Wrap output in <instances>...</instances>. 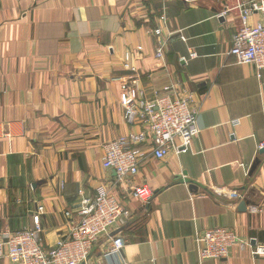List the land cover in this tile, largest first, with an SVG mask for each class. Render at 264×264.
Listing matches in <instances>:
<instances>
[{
  "label": "crops",
  "instance_id": "1",
  "mask_svg": "<svg viewBox=\"0 0 264 264\" xmlns=\"http://www.w3.org/2000/svg\"><path fill=\"white\" fill-rule=\"evenodd\" d=\"M249 1L0 0V239L39 222L51 248L79 221L82 197L104 187L131 217L99 237L91 260L264 264L239 245L227 258L200 259L195 242L198 231L224 226L264 243V68L229 54L235 32L258 18H243ZM170 84L192 92L198 131L162 158L150 141L138 145L132 182L154 191L144 207L103 166L104 144L145 127L126 122L123 93ZM112 235L124 245L104 258Z\"/></svg>",
  "mask_w": 264,
  "mask_h": 264
},
{
  "label": "built area",
  "instance_id": "2",
  "mask_svg": "<svg viewBox=\"0 0 264 264\" xmlns=\"http://www.w3.org/2000/svg\"><path fill=\"white\" fill-rule=\"evenodd\" d=\"M239 6L244 19L251 13H257L258 18L254 24L245 23L235 32L229 54L234 57L235 63H251L259 70L264 68V0H252ZM152 32L159 36L161 29L158 27ZM163 45L158 42V57L164 54ZM192 103V92L174 84L165 85L161 90L153 89L149 94L134 95L126 91L121 96L126 122L132 124L140 119L145 127L137 133L107 141L104 144L103 166L113 171L115 183L127 184L132 195L143 205L149 203L154 191L146 184L132 182L131 178L137 174L143 158L138 145L150 141L153 155L157 158L177 149V138L183 146L189 145L198 131L197 112ZM42 209V206L38 207V210ZM68 214L64 213L65 216ZM79 214V221L72 224L51 248L44 245L39 222L32 227L3 232L0 257L7 258L11 264H106L103 260L89 259L92 246L99 237L108 236L113 229L130 219V211L115 193L99 187L94 197H82ZM195 242L200 259L227 258L235 245L249 247L253 255H264V243L251 245L248 239L241 238L236 231L224 226L198 231ZM123 245L121 236H110L102 256L105 258L120 253Z\"/></svg>",
  "mask_w": 264,
  "mask_h": 264
},
{
  "label": "water",
  "instance_id": "3",
  "mask_svg": "<svg viewBox=\"0 0 264 264\" xmlns=\"http://www.w3.org/2000/svg\"><path fill=\"white\" fill-rule=\"evenodd\" d=\"M260 151H261V152H264V147H262V149H261ZM258 162H259L258 159H256V160L254 161V163H253L252 166H251L250 173H252V172L254 171L255 167H256L257 164H258ZM239 208H240L241 210H244V208H245V202H244V201H241V202L239 203Z\"/></svg>",
  "mask_w": 264,
  "mask_h": 264
},
{
  "label": "trees",
  "instance_id": "4",
  "mask_svg": "<svg viewBox=\"0 0 264 264\" xmlns=\"http://www.w3.org/2000/svg\"><path fill=\"white\" fill-rule=\"evenodd\" d=\"M144 207H147V206H149V204H147V205H143Z\"/></svg>",
  "mask_w": 264,
  "mask_h": 264
},
{
  "label": "rangeland",
  "instance_id": "5",
  "mask_svg": "<svg viewBox=\"0 0 264 264\" xmlns=\"http://www.w3.org/2000/svg\"><path fill=\"white\" fill-rule=\"evenodd\" d=\"M87 198H91V197H87ZM112 236H116V235H112ZM218 260V259H217Z\"/></svg>",
  "mask_w": 264,
  "mask_h": 264
}]
</instances>
